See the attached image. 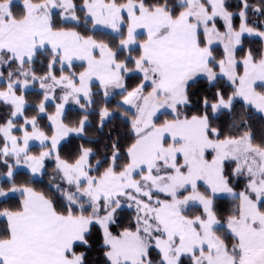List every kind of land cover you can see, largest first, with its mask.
Instances as JSON below:
<instances>
[{
  "label": "snow or ice",
  "instance_id": "snow-or-ice-1",
  "mask_svg": "<svg viewBox=\"0 0 264 264\" xmlns=\"http://www.w3.org/2000/svg\"><path fill=\"white\" fill-rule=\"evenodd\" d=\"M257 118L264 0H0V264H264Z\"/></svg>",
  "mask_w": 264,
  "mask_h": 264
},
{
  "label": "trees",
  "instance_id": "trees-1",
  "mask_svg": "<svg viewBox=\"0 0 264 264\" xmlns=\"http://www.w3.org/2000/svg\"><path fill=\"white\" fill-rule=\"evenodd\" d=\"M236 2H237V0H230V3H232V4H235ZM251 46L254 49L259 48L258 43L253 44ZM77 70H79V69H77ZM35 99H36V97H34V96L29 97L30 101H34ZM49 110L52 111V109H49ZM77 111L78 110L76 108L70 107L67 109V115L69 116V118H74L77 114ZM257 117H259V114H257ZM253 123H254V128L257 130L258 133L262 128H264V119L257 118L254 120ZM113 125H118L119 131H121V132H123L125 130L123 124H121L119 121H114L112 125H109L108 128H105V132H107L109 130V128L113 127ZM70 139H71V143L65 142L63 144L62 154H67V153L74 151L76 145L80 142L78 138H70ZM36 150L37 149H34V151H36ZM49 172H51V164H49ZM25 179H26L25 176L18 177L19 182H24ZM36 179L39 180L40 178H36ZM43 183H45V184L47 183V177L43 178ZM36 186L38 188H41V187H43V184L37 183ZM89 258H90V260H92L94 262L101 261V257L95 248L89 254Z\"/></svg>",
  "mask_w": 264,
  "mask_h": 264
},
{
  "label": "crops",
  "instance_id": "crops-1",
  "mask_svg": "<svg viewBox=\"0 0 264 264\" xmlns=\"http://www.w3.org/2000/svg\"><path fill=\"white\" fill-rule=\"evenodd\" d=\"M117 99H118V97H117ZM70 107H72V108H76L75 105H69L68 108H70Z\"/></svg>",
  "mask_w": 264,
  "mask_h": 264
}]
</instances>
